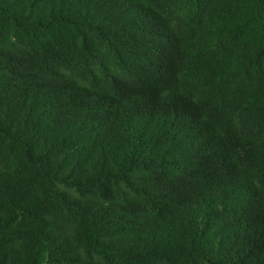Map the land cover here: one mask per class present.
I'll list each match as a JSON object with an SVG mask.
<instances>
[{
    "label": "trees",
    "instance_id": "1",
    "mask_svg": "<svg viewBox=\"0 0 264 264\" xmlns=\"http://www.w3.org/2000/svg\"><path fill=\"white\" fill-rule=\"evenodd\" d=\"M0 264H264V0H0Z\"/></svg>",
    "mask_w": 264,
    "mask_h": 264
}]
</instances>
